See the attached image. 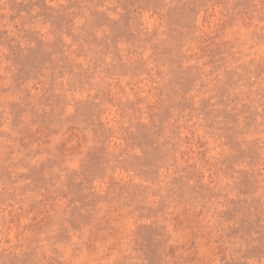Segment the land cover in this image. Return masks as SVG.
<instances>
[{"label": "rangeland", "instance_id": "374dc122", "mask_svg": "<svg viewBox=\"0 0 264 264\" xmlns=\"http://www.w3.org/2000/svg\"><path fill=\"white\" fill-rule=\"evenodd\" d=\"M0 264H264V0H0Z\"/></svg>", "mask_w": 264, "mask_h": 264}]
</instances>
